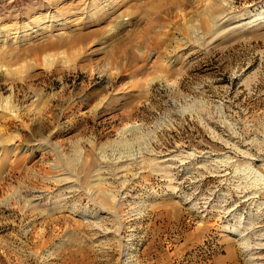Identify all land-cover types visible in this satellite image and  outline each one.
Listing matches in <instances>:
<instances>
[{
  "label": "rangeland",
  "instance_id": "1",
  "mask_svg": "<svg viewBox=\"0 0 264 264\" xmlns=\"http://www.w3.org/2000/svg\"><path fill=\"white\" fill-rule=\"evenodd\" d=\"M263 13L0 0V264H264Z\"/></svg>",
  "mask_w": 264,
  "mask_h": 264
},
{
  "label": "bare ground",
  "instance_id": "2",
  "mask_svg": "<svg viewBox=\"0 0 264 264\" xmlns=\"http://www.w3.org/2000/svg\"><path fill=\"white\" fill-rule=\"evenodd\" d=\"M229 14V12H227V10H223V12H221V15H223L222 17L224 18V17H227V15ZM257 20H262V19H264V13L263 14H261L260 16H258L257 18H256ZM225 20V19H224ZM244 236V235H243Z\"/></svg>",
  "mask_w": 264,
  "mask_h": 264
}]
</instances>
